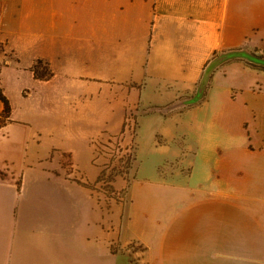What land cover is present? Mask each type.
Here are the masks:
<instances>
[{
  "label": "crops",
  "instance_id": "0c3cea01",
  "mask_svg": "<svg viewBox=\"0 0 264 264\" xmlns=\"http://www.w3.org/2000/svg\"><path fill=\"white\" fill-rule=\"evenodd\" d=\"M236 47L188 106L214 53ZM248 62L264 66V0H0L13 106L0 264H264V69ZM132 111L158 176L131 171L128 200L106 206L79 181L98 187L95 140L122 134ZM169 160L179 167L161 178Z\"/></svg>",
  "mask_w": 264,
  "mask_h": 264
},
{
  "label": "rangeland",
  "instance_id": "374dc122",
  "mask_svg": "<svg viewBox=\"0 0 264 264\" xmlns=\"http://www.w3.org/2000/svg\"><path fill=\"white\" fill-rule=\"evenodd\" d=\"M198 89L192 96L193 98L191 100L189 99L190 101H186L188 106L197 104L203 100V98L198 100L195 98ZM140 113L141 112L136 111L129 113V118L126 121V132L129 137L128 141L125 140L126 133L117 136L103 134L95 140L96 160L102 164L103 168L107 167V175L114 171L115 168L114 172L120 173L117 176V179H120L123 185L121 190H117L115 187L117 179L112 184L108 179H105L100 183L97 182V189L100 191L101 199L106 206H108L107 204L113 200L123 203L128 200L126 192L131 183V171H134L136 177L142 181H147L158 176L157 167L160 163V154L152 151V144L147 133V126L144 125L142 130H138L137 135L138 116ZM129 158L132 162V167L128 166ZM177 163L176 160L163 162L161 167H159L161 178L172 177L174 169L179 167ZM188 172V169L184 170L185 174ZM110 185H114V191H112Z\"/></svg>",
  "mask_w": 264,
  "mask_h": 264
},
{
  "label": "trees",
  "instance_id": "16d2710c",
  "mask_svg": "<svg viewBox=\"0 0 264 264\" xmlns=\"http://www.w3.org/2000/svg\"><path fill=\"white\" fill-rule=\"evenodd\" d=\"M243 48L242 47H236V48H231L229 49L228 51H223V52H220V51H216L214 53V56L212 59H210L206 65H205V68L204 70L206 69V67L208 66V64L213 60L215 59L216 57L220 56V55H227V58L224 60V61H232V60H237L239 59L240 55L243 54L241 53V50ZM253 54H255L257 57H260L261 55L257 54L258 52V49H254L253 50ZM249 64L253 65V66H257V67H261L264 69V66H261V65H257V64H254V63H251V62H248ZM1 69V67H0ZM33 69V72L35 74V77L37 79H42V80H48L50 78H52L53 76V70L51 68V64L49 61H46L42 58L38 59L36 61V63L34 64V66L32 67ZM212 78V74L209 78V81H208V84L205 88V90L201 93V94H198L196 95V99H205L206 96H207V93H208V87L210 85V80ZM25 94H26V91H25ZM0 101L3 103V111L0 115V129L5 126L9 121H11V115H12V110H13V106H12V102L9 98V96L5 93L4 91V88L2 87L1 85V80H0ZM126 127H127V122L125 123L124 125V129H123V132L122 134H124V132L126 131ZM121 134V135H122ZM135 160H136V157H135ZM129 167H132V162L130 161V158H129ZM114 171H115V168H114ZM114 171H112L109 175H107V167L106 168H103L102 171H101V174L97 180L98 183L104 181L105 179H108L109 182L112 184L116 181L117 179V176L120 174V173H115ZM80 183H83L84 185L88 186V187H91L93 189H97V187H95L94 185L90 184L89 182H83V181H79ZM20 183V182H19ZM20 187V185H19ZM112 191L115 190V187L114 185H110ZM110 196V195H109Z\"/></svg>",
  "mask_w": 264,
  "mask_h": 264
},
{
  "label": "water",
  "instance_id": "95a60500",
  "mask_svg": "<svg viewBox=\"0 0 264 264\" xmlns=\"http://www.w3.org/2000/svg\"><path fill=\"white\" fill-rule=\"evenodd\" d=\"M227 58V55H220L218 57H216L215 59H213L209 64L208 66L206 67V69L204 70V73H203V76H202V79L199 83V89H198V94H201L207 84H208V81H209V78L213 72V70L220 64L222 63L225 59Z\"/></svg>",
  "mask_w": 264,
  "mask_h": 264
}]
</instances>
